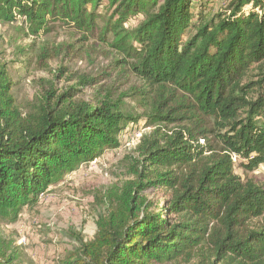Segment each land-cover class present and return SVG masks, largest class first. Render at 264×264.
<instances>
[{
	"label": "trees",
	"instance_id": "1",
	"mask_svg": "<svg viewBox=\"0 0 264 264\" xmlns=\"http://www.w3.org/2000/svg\"><path fill=\"white\" fill-rule=\"evenodd\" d=\"M17 16L26 36L54 22L97 33L111 48L107 78L130 72L141 84L115 96L113 85L80 75L24 105L0 61V223L119 149L122 131L145 118L153 131L137 146L134 178L100 198L94 237L75 234L68 264H264V186L238 175L233 158L247 170L264 164V0H0V23ZM73 48L43 41L37 56ZM88 85L95 92L85 98ZM132 93L140 114L123 100ZM157 189L162 204L146 193ZM19 259L0 234V264Z\"/></svg>",
	"mask_w": 264,
	"mask_h": 264
},
{
	"label": "rangeland",
	"instance_id": "2",
	"mask_svg": "<svg viewBox=\"0 0 264 264\" xmlns=\"http://www.w3.org/2000/svg\"><path fill=\"white\" fill-rule=\"evenodd\" d=\"M101 11L104 13L107 9ZM23 18L17 16L14 22L0 23V61L5 63L13 77V89L22 104L41 96L46 87H50V82L60 92L73 85L80 75L95 77L103 85H113L115 96L141 84L130 72L120 82L114 83V79L107 78L106 69L103 72L101 69L109 64L111 48L97 37V33L82 34L71 24L54 22L49 31H41L39 36H26L27 26ZM43 41H49L50 47L74 43L75 48L67 55L63 53L59 59L42 61L37 52ZM81 46L84 53L89 51L85 53V59L79 49ZM60 69H63L62 73H59ZM94 92L95 87L88 85L83 87L81 96L90 98ZM138 99L134 93L123 97L124 102L135 106V113L140 114L142 107ZM146 122L141 118L135 125L129 124L122 131L119 149L106 152L89 165L79 166L63 181L51 185L40 196L38 205L25 207L17 221L0 223V234L19 246V264H68V255L78 245L75 234H81L85 240L94 237L98 214L104 210L100 198L113 186L134 178L131 162L139 158L137 146L145 134L153 131ZM240 161L241 158H236V173L264 186V164L255 170H247L239 166ZM146 193L163 203L162 191L157 189ZM172 264L200 263L196 260Z\"/></svg>",
	"mask_w": 264,
	"mask_h": 264
},
{
	"label": "built area",
	"instance_id": "3",
	"mask_svg": "<svg viewBox=\"0 0 264 264\" xmlns=\"http://www.w3.org/2000/svg\"><path fill=\"white\" fill-rule=\"evenodd\" d=\"M233 158H234V160H236V158H238V156L236 154H233Z\"/></svg>",
	"mask_w": 264,
	"mask_h": 264
}]
</instances>
